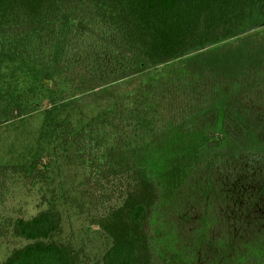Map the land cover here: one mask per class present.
<instances>
[{
  "label": "trees",
  "instance_id": "trees-1",
  "mask_svg": "<svg viewBox=\"0 0 264 264\" xmlns=\"http://www.w3.org/2000/svg\"><path fill=\"white\" fill-rule=\"evenodd\" d=\"M260 26L264 0H0V125L35 108L8 90V73L26 74L34 92L60 78L92 89L184 58V68L201 79L242 81L264 68V43L246 34ZM142 87L94 116L63 115L64 105L49 101L39 140L52 153L0 165V237L26 242L0 264H158L147 228L160 190L142 156L172 122L160 109L162 95H145L150 91ZM221 142L208 133L207 148ZM69 168L75 208L110 241L96 258L60 239L58 191L49 184ZM26 179L38 186L44 207L29 218H9L7 196Z\"/></svg>",
  "mask_w": 264,
  "mask_h": 264
},
{
  "label": "rangeland",
  "instance_id": "rangeland-1",
  "mask_svg": "<svg viewBox=\"0 0 264 264\" xmlns=\"http://www.w3.org/2000/svg\"><path fill=\"white\" fill-rule=\"evenodd\" d=\"M246 34L264 43V26ZM183 59L140 78L92 89L60 78L49 89L34 92L26 74L9 79L8 73V90L20 92L35 108L1 123L0 165H26L52 153L39 140L52 109L49 101L64 105L63 115L83 111L94 116L133 97L141 86L150 91L145 95L158 91L165 100L160 109L172 127L142 156L160 190L147 228L158 264H264V68L242 81H215L187 71ZM209 132L222 138L216 149L206 146ZM49 187L58 191L60 239L99 257L110 241L91 230L87 216L75 208V169H67ZM41 195L26 179L11 189L5 215L34 216L44 207ZM25 244L8 233L0 237V262Z\"/></svg>",
  "mask_w": 264,
  "mask_h": 264
}]
</instances>
